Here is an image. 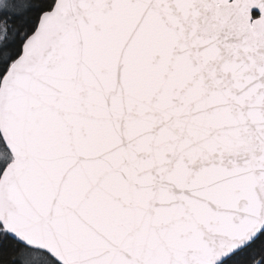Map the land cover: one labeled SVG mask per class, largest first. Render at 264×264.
I'll use <instances>...</instances> for the list:
<instances>
[{"label":"snow or ice","instance_id":"obj_1","mask_svg":"<svg viewBox=\"0 0 264 264\" xmlns=\"http://www.w3.org/2000/svg\"><path fill=\"white\" fill-rule=\"evenodd\" d=\"M0 264H264V0H0Z\"/></svg>","mask_w":264,"mask_h":264}]
</instances>
